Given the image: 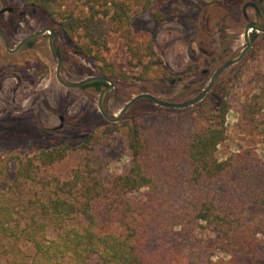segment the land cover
I'll return each instance as SVG.
<instances>
[{"label":"rangeland","instance_id":"rangeland-1","mask_svg":"<svg viewBox=\"0 0 264 264\" xmlns=\"http://www.w3.org/2000/svg\"><path fill=\"white\" fill-rule=\"evenodd\" d=\"M5 1L14 6L12 11H3L6 6L0 0V21L11 47L51 26L63 60L62 77L80 81L98 75L97 61L78 53L44 9L25 0ZM248 21L264 27V0H150L148 7L134 12L130 21L131 31L150 45L152 64L147 79L138 78L143 74L142 66L130 67L123 49L115 40L110 43L105 57L117 63L128 78L111 77L113 88L104 100L106 112L109 116L117 115L140 93L172 103L193 99L219 66L243 50V31ZM251 40L244 57L224 69L199 102L178 108L140 99L122 120L112 125L97 108L98 94L104 86L69 88L57 81V62L48 47V34L15 54L8 53L0 39V157H25L66 146L62 160L40 166L43 174L66 179L75 168L88 167L94 170L93 174L109 181L128 169L129 127L141 118L149 124H160L164 131L174 127L188 131L196 125L220 127L224 139L216 147V159L222 161L234 152L249 150L253 155L246 165V177L242 178L264 186V33L256 32ZM223 104L227 107L221 120L219 108ZM11 176L12 173L8 174V178ZM251 187L245 184L241 189L247 192ZM228 188L230 184L209 187ZM170 195L176 205L185 192L178 184ZM244 212L249 221L261 224L257 236L260 259L264 262V205L248 202ZM209 238L215 240L217 235L199 226L192 238L169 235L154 239L150 247H177L188 252ZM223 256L214 251L211 258Z\"/></svg>","mask_w":264,"mask_h":264},{"label":"trees","instance_id":"trees-1","mask_svg":"<svg viewBox=\"0 0 264 264\" xmlns=\"http://www.w3.org/2000/svg\"><path fill=\"white\" fill-rule=\"evenodd\" d=\"M25 2L44 9L78 53L97 61L98 75L128 78L104 55L115 40L130 67L144 68L138 78L147 79L150 45L131 31L130 21L150 0ZM88 85L99 89L106 83ZM226 105L219 108L221 120ZM223 139L220 127L164 131L140 118L127 135L129 167L109 181L88 167L75 168L66 179L43 174L40 166L62 160L66 146L0 157V264H264L257 236L261 224L244 212L248 202L264 205V186L242 178L253 155L249 150L216 159ZM178 184L185 196L174 205L170 191ZM214 184L230 188L209 189ZM245 184L252 186L247 192L241 189ZM199 226L217 239L188 252L150 247L169 235L192 238ZM214 251L224 256L212 259Z\"/></svg>","mask_w":264,"mask_h":264},{"label":"water","instance_id":"water-1","mask_svg":"<svg viewBox=\"0 0 264 264\" xmlns=\"http://www.w3.org/2000/svg\"><path fill=\"white\" fill-rule=\"evenodd\" d=\"M252 31H256V32H262L264 33V27L253 22V21H248L246 22L245 26H244V31H243V38H244V42L246 43L245 47L243 48V50L237 54L236 56H234L233 58H230L229 60H227L225 63H223L221 66H219L211 75L209 83L207 84V86L193 99L185 101V102H181V103H172V102H166L163 100H160L148 93H140L137 94L136 96H134L133 98H131L118 112L117 115L115 116H109L108 113L106 112L105 106H104V100H105V96L108 93V91H110L113 88V80L109 77L106 76H102V75H95V76H89L83 80L80 81H68L66 79H64L62 77V58L58 53V50L56 48L55 45V37H54V30L50 27H45L39 31H36L28 36H26L25 38H23L22 40H20L17 45L11 49L9 47L8 41L6 40L4 33L2 32V30H0V37L2 39V41L5 44V48L8 52L10 53H16L18 52L26 43H28L29 41L41 36L42 34L48 32L49 33V40H48V44H49V49L51 51V53L53 54V56L56 58L57 61V65H56V70H55V77L57 79V81L65 86V87H69V88H76V87H80L86 84H89L91 82L94 81H103L106 83V85L100 90L99 94H98V99H97V108L99 110V112L101 113V115L108 121L111 123H116L120 120H122L125 115L127 114L128 110L130 109V107L137 102L140 99H147L150 100L152 102H154L157 105L160 106H164V107H185V106H189V105H193L197 102H199L200 100H202V98L204 97V95L210 90V88L212 87L213 83L215 82L216 78L218 77V75L227 67H229L232 64L238 63L246 54V52L248 51V49L251 47L252 44V40H251V33Z\"/></svg>","mask_w":264,"mask_h":264},{"label":"flooded vegetation","instance_id":"flooded-vegetation-1","mask_svg":"<svg viewBox=\"0 0 264 264\" xmlns=\"http://www.w3.org/2000/svg\"><path fill=\"white\" fill-rule=\"evenodd\" d=\"M248 4H253V3H248ZM12 11L13 10V8H11V7H6V8H4V10L3 11ZM53 22V21H52ZM53 23H55V22H53ZM56 24V23H55ZM45 27H50V28H52L53 30H54V28L53 27H51V26H45ZM44 27V28H45ZM0 30H2V32L4 33V36H5V38H6V40L8 41V44H9V47L11 48V49H13L14 47H11L10 46V42H9V40H8V36H7V32H5V30H4V27H3V24H2V22L0 21ZM39 31V30H38ZM45 34H48V40H49V33L48 32H46V33H44V34H42L41 36H43V35H45ZM41 36H39V37H41ZM39 37H37V38H39ZM54 37H55V45H56V36H55V30H54ZM25 38V37H24ZM37 38H35V39H37ZM0 39H1V37H0ZM35 39H33V40H31V41H29L28 43H26L22 48H24L25 46H29V45H31L32 43H33V41L35 40ZM2 40V39H1ZM22 40V39H21ZM3 42V41H2ZM3 44H4V42H3ZM4 46H5V44H4ZM48 47H49V44H48ZM21 48V49H22ZM56 48H57V50H58V53H59V55H60V52H59V49H58V47H57V45H56ZM20 49V50H21ZM5 50H6V48H5ZM19 50V51H20ZM50 50V49H49ZM7 51V50H6ZM18 51V52H19ZM8 52V51H7ZM18 52H16V53H18ZM51 52V51H50ZM8 53H10V52H8ZM10 54H15V53H10ZM52 54V53H51ZM53 55V54H52ZM61 56V55H60ZM55 58V57H54ZM62 58V57H61ZM56 59V58H55ZM57 62V61H56ZM62 66H63V60H62Z\"/></svg>","mask_w":264,"mask_h":264}]
</instances>
